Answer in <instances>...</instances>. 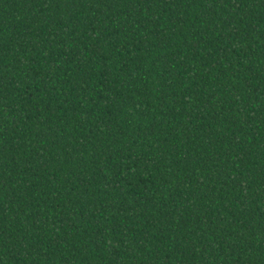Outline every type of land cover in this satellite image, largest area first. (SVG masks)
<instances>
[{"label": "trees", "instance_id": "16d2710c", "mask_svg": "<svg viewBox=\"0 0 264 264\" xmlns=\"http://www.w3.org/2000/svg\"><path fill=\"white\" fill-rule=\"evenodd\" d=\"M0 264H264V0H0Z\"/></svg>", "mask_w": 264, "mask_h": 264}]
</instances>
